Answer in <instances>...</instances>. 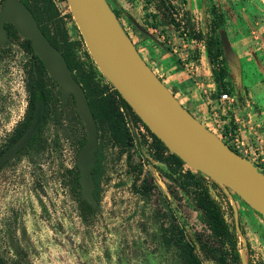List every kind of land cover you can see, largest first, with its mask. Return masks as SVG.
Segmentation results:
<instances>
[{
	"label": "rangeland",
	"instance_id": "1",
	"mask_svg": "<svg viewBox=\"0 0 264 264\" xmlns=\"http://www.w3.org/2000/svg\"><path fill=\"white\" fill-rule=\"evenodd\" d=\"M115 1L120 5L121 0ZM137 1L141 12L136 18L126 15L119 6L114 11L142 59L161 80L169 71L184 72L187 81L183 89H188L183 95L172 89L175 98L218 136L216 125L221 122L238 130L249 157H257L264 173V108L260 104L264 95V0H168L180 24L178 28L162 23L152 28L155 20L150 15L157 14V8L164 10L160 0ZM51 2L58 32L62 29L69 42L77 43V56L88 63L87 48L66 1ZM214 11L220 17L216 36L227 63L226 82L234 96L233 104L225 110L214 109L221 89L212 70L211 76L195 70L202 66V56L207 58L206 39L216 17ZM2 51L0 143L25 109L22 80L28 72L23 63L29 57L21 40ZM16 51L17 58H12ZM153 62L163 63L165 71L156 70ZM94 66L101 82L109 84ZM43 83L54 94L60 91L48 79ZM184 96L194 101L195 107ZM67 107L69 104L54 110L51 107L38 148L22 153L0 172V257L4 262L182 264L166 233L170 224H176L186 240L195 243L203 264H219L217 252L215 256L211 251L202 253L197 243L210 232L195 206L192 189L182 190L171 179L182 177L189 168L157 161L151 135L122 109L125 121L132 126L133 146L122 149L113 143L106 128L97 130L93 191L97 206L87 211L72 179L80 149L78 140L85 129L76 123L70 109L63 111ZM204 183L237 239V255L225 254L227 261L223 263L264 264V220L241 200L236 201L230 191L206 177Z\"/></svg>",
	"mask_w": 264,
	"mask_h": 264
},
{
	"label": "water",
	"instance_id": "2",
	"mask_svg": "<svg viewBox=\"0 0 264 264\" xmlns=\"http://www.w3.org/2000/svg\"><path fill=\"white\" fill-rule=\"evenodd\" d=\"M65 1L94 64L147 129L190 170L230 191L264 219V173L179 103L142 59L107 1ZM5 23L12 24L22 39L30 41L47 74L60 87L62 106L74 96L75 110L86 135L76 158L81 199L95 209L92 172L97 159L98 132L86 95L74 80L62 53L45 37L25 4L19 0L4 1L0 10V44L5 39ZM42 122L43 108L37 106L29 128L0 156V170L27 146ZM0 264H4L1 259Z\"/></svg>",
	"mask_w": 264,
	"mask_h": 264
},
{
	"label": "trees",
	"instance_id": "3",
	"mask_svg": "<svg viewBox=\"0 0 264 264\" xmlns=\"http://www.w3.org/2000/svg\"><path fill=\"white\" fill-rule=\"evenodd\" d=\"M19 1L24 3L26 7L32 12L41 31L49 40V42L62 53L74 80L82 87L86 95L89 107L96 120L97 130H103L106 128L110 138L116 146L129 150L133 146V138L130 134L131 130L127 126L123 112L132 115L136 121L141 122L140 119L134 114L132 109L125 103V101L112 86H110L108 83L104 84L101 82L98 71L94 64L89 60L88 54H86L88 63L82 61L76 54L77 43L69 42L66 33L62 31V29L58 32L56 28L57 25H55L56 12L51 0ZM106 1L113 11L119 6L115 0ZM183 2H186V0H183ZM160 3L164 10L160 12L159 8H157L158 13L150 15L153 20H155V24H152V28H157L158 25H161L160 23L171 24L175 28H178L180 24L174 17L175 12L174 8L170 5L171 3L168 2V0H160ZM214 13L216 17L211 22L210 34L206 39V56L212 68L211 70L213 78L218 87L221 89V94H230L228 82H226V78L229 74L226 66L227 63L224 57L221 41L216 36L220 17L215 11ZM158 15H160V20L156 21ZM13 34H17L14 28ZM24 47L34 55L30 41L25 40ZM34 58L36 59L38 78L35 79L34 86L30 88V101L33 107L31 111L35 106H41L45 110L46 115H48V111L51 107H54V110L57 106H60L61 108L62 105L60 91H57L55 94L51 90L47 91L44 88L43 79L46 76V78H48V80L54 86L59 87V85L47 75L42 61H40L36 55H34ZM59 101L60 104L58 103ZM68 104L70 108L67 107L63 109V111L65 112L70 109V115L74 117L76 123L80 125L81 129L83 130L81 120L75 110V99L73 95L69 97L67 105ZM60 108L58 110H60ZM143 126L153 139L155 158L157 161L170 166H176L177 168L185 165L177 156L171 154L144 124ZM35 140L38 148L40 143L38 142V137H36ZM85 141L86 135L83 132L78 140L80 148L85 143ZM92 176L93 182L96 184V164L94 165ZM183 177L184 179H182ZM72 179L73 183L80 189L78 168H75ZM171 179L182 190H187L188 188L192 189L195 206L201 214L203 223L210 232L207 238L198 239L197 241L201 252L208 254V252L211 251L213 252V256H215V252H217L219 255V264H224L223 262L227 261L225 254L231 252L236 256L237 239L230 231L220 205L210 195L208 188L204 183L205 177L200 173L193 172L189 169L182 177H179L178 179ZM235 198L236 201L240 200V198L236 195ZM83 203L86 206L87 211L92 212L91 206L85 201ZM258 216L262 219L260 215ZM166 233L168 241L172 243V245L178 250L182 264H203L196 253L195 243L186 240L183 230L180 229L178 225L170 224V227L167 229ZM209 246L214 247L211 248ZM2 261L4 262V260Z\"/></svg>",
	"mask_w": 264,
	"mask_h": 264
},
{
	"label": "flooded vegetation",
	"instance_id": "4",
	"mask_svg": "<svg viewBox=\"0 0 264 264\" xmlns=\"http://www.w3.org/2000/svg\"><path fill=\"white\" fill-rule=\"evenodd\" d=\"M5 0H0V10L2 8V5L4 3ZM21 2V1H20ZM24 4V3H23ZM26 6V5H25ZM115 14L116 12L113 11ZM32 13V12H31ZM117 19L119 20L121 26L123 27L124 31L126 32V34L128 35L126 29L124 28L119 16L116 14ZM39 26V25H38ZM14 26L10 23H5L4 24V29H5V39L4 41L0 44V58L3 57V49L8 46V45H12L13 42H17L19 40L22 41L23 47H24V41L25 39H22L16 29V35L13 34V28ZM40 28V27H39ZM41 30V29H40ZM43 33V32H42ZM46 37V36H45ZM31 45V43H30ZM24 49L26 50V48L24 47ZM33 50V49H32ZM26 52L29 54L28 59H26L23 63V69L27 70L28 74H27V78H25V81L22 80L23 83V90L25 92V109L23 111V114L21 115V117L18 119V121H16L14 123V125L11 126V128L7 131L9 132V134L7 135V137L5 138V140L0 143V156L5 153L17 140H19V138L26 132V130L29 128V126L31 125L33 119H34V115H35V111L37 106L34 107V109L31 111V109L33 108L31 105V101H30V96H31V91L30 88H32L34 86V81H35V75L37 74V70H36V59L34 58V55L32 53H30L28 50H26ZM17 51L15 53H13V55L11 54L12 58H17ZM26 55V53H24ZM45 68V67H44ZM23 70V71H24ZM47 73V72H46ZM48 75V74H47ZM49 76V75H48ZM50 77V76H49ZM51 78V77H50ZM44 79H48L45 78ZM6 81V80H5ZM44 88L48 91L50 89H48V87H45L44 84ZM220 96V95H219ZM61 98V97H60ZM219 98V97H218ZM217 98V101H218ZM69 99V98H68ZM216 101V102H217ZM68 103V102H67ZM62 105V104H61ZM67 105V104H66ZM48 120V115H46L45 110L43 109V122L38 130V132L35 134V136L29 140L27 146L25 148H23L20 152L17 153V155L15 156L14 159H12L11 161H9L7 164H5V166L0 170V172L12 161H14L19 155H21L22 153H27V152H34V150L37 148V144H36V137H38V142H40V138H41V131L43 126L45 125L46 121ZM80 185V184H79ZM95 186V184H94ZM94 191V190H93ZM80 194H81V188H80ZM94 195V192H93ZM95 198V196H94ZM96 200V199H95ZM84 201V200H83ZM97 201V200H96ZM86 202V201H85ZM243 202V201H242ZM248 206V205H247ZM249 207V206H248ZM92 208V207H91ZM250 208V207H249ZM93 209V208H92ZM251 209V208H250ZM256 213V212H255ZM259 215V214H258ZM263 219V218H262ZM264 220V219H263ZM1 261L3 260L0 257ZM3 262V261H2ZM4 263V262H3ZM5 264V263H4Z\"/></svg>",
	"mask_w": 264,
	"mask_h": 264
},
{
	"label": "crops",
	"instance_id": "5",
	"mask_svg": "<svg viewBox=\"0 0 264 264\" xmlns=\"http://www.w3.org/2000/svg\"><path fill=\"white\" fill-rule=\"evenodd\" d=\"M119 9H122L124 12H126L125 13L126 15H130L131 17H134V18H136L137 14L141 12L140 3L137 0H121ZM235 45H237V42L235 43ZM202 58H203L201 62L202 66L196 67L195 70L199 71L200 73H204V75L211 76V67H210L209 61L205 56H202ZM153 64L156 70H160V71L164 70L163 63L153 62ZM164 77H165V80H162V82L171 92H172V89H174L175 91L183 95V92L188 89V88L183 89L184 84L187 81V76L185 75L184 72L173 70V72L169 71L165 73ZM262 96L260 97V104H261V107L264 108V97ZM186 98L185 100H189L190 105L195 107L194 101H191L189 98L187 99ZM198 109L199 108H197L196 111H198Z\"/></svg>",
	"mask_w": 264,
	"mask_h": 264
},
{
	"label": "built area",
	"instance_id": "6",
	"mask_svg": "<svg viewBox=\"0 0 264 264\" xmlns=\"http://www.w3.org/2000/svg\"><path fill=\"white\" fill-rule=\"evenodd\" d=\"M234 102V96L228 93H223L219 96L218 101L216 102V107L214 109H228ZM127 126L129 127V122L126 121ZM132 127V126H131ZM131 127H129L131 129ZM217 131L220 133L221 140L228 145L233 151L239 154L241 157L246 159H250L249 161L253 163L258 169L262 170L263 167L260 161H257V157L250 158L249 152L246 149L243 140L241 138L240 132L234 129L231 125H227V123H219L216 125ZM216 134V133H215Z\"/></svg>",
	"mask_w": 264,
	"mask_h": 264
}]
</instances>
